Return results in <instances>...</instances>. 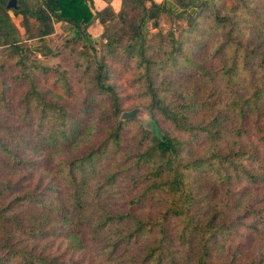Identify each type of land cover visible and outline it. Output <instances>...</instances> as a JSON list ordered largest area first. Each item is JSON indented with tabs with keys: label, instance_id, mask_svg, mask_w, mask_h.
Returning a JSON list of instances; mask_svg holds the SVG:
<instances>
[{
	"label": "trees",
	"instance_id": "trees-1",
	"mask_svg": "<svg viewBox=\"0 0 264 264\" xmlns=\"http://www.w3.org/2000/svg\"><path fill=\"white\" fill-rule=\"evenodd\" d=\"M102 1L93 11L92 0H18L13 13L41 39L34 50L0 0V57L17 68L3 78L0 61V164L46 163L59 180L24 193L0 180V264H75L67 252L82 249L98 264H264V0H231L225 12L216 0H175L187 22L180 34L161 29L172 12L163 3L120 0L115 10ZM55 22L89 46L74 63L85 89L35 56H54L43 38ZM95 22L106 39L100 51L87 31ZM118 69L160 131L118 120L126 96L112 82ZM53 71L63 94L46 84ZM14 84L26 85L16 114ZM248 130L261 145H241ZM243 235L251 253L240 249ZM56 238L67 239V252H51Z\"/></svg>",
	"mask_w": 264,
	"mask_h": 264
},
{
	"label": "rangeland",
	"instance_id": "rangeland-1",
	"mask_svg": "<svg viewBox=\"0 0 264 264\" xmlns=\"http://www.w3.org/2000/svg\"><path fill=\"white\" fill-rule=\"evenodd\" d=\"M158 3H163L166 5V7H169L171 11L173 12H166L162 15L160 18V27L163 31H174L176 34H180L181 31L187 27V22L185 19L178 17V12L181 10H184L183 7H181L175 0H155ZM220 3L223 2V11L225 12L227 7L230 5L231 0H216ZM99 1L92 0V10L96 11L97 7L100 6ZM18 4V0H17ZM111 5L115 10L119 9L120 6V0H112ZM7 9V8H6ZM8 13L14 23V25L17 27L19 34L22 37V42L24 45L31 47L32 49L36 50L41 45V39L32 37V33L27 34L24 26L22 25V17L20 15H15L13 13V9H7ZM37 23L31 19L30 20V26L32 29H35ZM151 32L155 33L156 29L150 28ZM88 34L92 39V46L100 51L103 48V45L106 41L104 38L102 32V26L95 22L92 26L88 28ZM44 45L49 47L51 49V53L54 54V56H51L50 54L43 55L41 53L36 52L35 56H37L41 61H43L46 65H52L56 66L59 71H66L67 80L69 84L73 87L75 90H81L82 88L85 89L87 86H90L89 80L85 77V75L79 74V72L74 68V63L77 59H80L79 56L80 52H85L89 46L83 43L82 41L78 40L76 36L74 35L73 31L68 30L67 24L65 22H55L54 23V31L52 34L46 36L43 38ZM0 61H2L6 68L2 71L3 78L6 77L10 79L11 77H14L16 74L17 68L14 65V61L16 59L13 57H10L7 55V57H0ZM60 73H57L56 71H53L49 74V80L46 84H49L50 86H55V91L62 93V90L59 85H55L54 81L57 77H59ZM130 79V73L124 72L121 69H118L115 71L112 77V82L116 85L117 90L120 94L126 95L122 99V106L117 114V118L120 121V114L122 111L130 110L133 107H140L143 109V114L139 115L138 119L135 120V124L137 126H140L143 130H149L151 132H158L160 129L156 126L155 127L145 118L146 112L148 111L149 115L153 119V115L151 110L146 106V104L139 99H135L132 95L133 89L129 86L128 80ZM63 84V82H62ZM24 87L26 89V85L24 84ZM24 87L21 85L14 84V87L10 89V103L12 106L13 113H18L16 110L17 103L19 100L20 95L22 94ZM43 89H46L45 85H43ZM50 97H54L52 94L49 95ZM208 114H199L197 117V121H205L208 119ZM154 120V119H153ZM129 121V120H127ZM163 127L165 129H170L169 125L166 123H162ZM230 129L226 132L225 135L221 138V142L219 143L221 150L225 152L229 147H231V126H228ZM90 136V134H89ZM97 138H92L90 141H94ZM237 140L241 143L242 146L248 147L253 145H261V142L256 140V137L253 135L251 130H248L247 133L242 136L241 138H237ZM90 142V143H91ZM95 143V142H92ZM209 140L208 138L203 137L202 139H199V145L196 147L197 151H204L206 148H208ZM88 145V141L84 142L80 147H78L76 153L79 154L83 150H85ZM54 168L49 166V164H36L33 168H24V169H18L11 166H5L0 164V180L3 182H9L10 184H13L18 187V190L16 193H24L30 192V191H39L43 190L44 188H47L50 185L53 187L59 186V180L55 179L54 176ZM236 186V185H235ZM235 186L232 187V189H236ZM211 191L212 189H208ZM223 189H215L216 194L218 192L220 194L223 193ZM231 192V190H230ZM215 194V195H216ZM240 243V249L243 253H251V246L252 242L251 240L246 237L245 235L239 237L236 239ZM67 244V239L64 238H56L50 241V247L52 253H59L61 251H66L65 247ZM42 244V242H41ZM231 245V241H230ZM67 252V251H66ZM67 258H74L76 260L75 264H98L94 255L88 250V249H82L77 252H67Z\"/></svg>",
	"mask_w": 264,
	"mask_h": 264
},
{
	"label": "water",
	"instance_id": "water-1",
	"mask_svg": "<svg viewBox=\"0 0 264 264\" xmlns=\"http://www.w3.org/2000/svg\"><path fill=\"white\" fill-rule=\"evenodd\" d=\"M16 7H17V0H8L6 4L7 9L16 8ZM140 114L141 115L143 114V109L140 107H134L130 110L122 111L119 118L120 121L133 120V119H138ZM143 118L148 120L156 129V124L152 119V117L149 115L148 111L146 112V115Z\"/></svg>",
	"mask_w": 264,
	"mask_h": 264
},
{
	"label": "crops",
	"instance_id": "crops-1",
	"mask_svg": "<svg viewBox=\"0 0 264 264\" xmlns=\"http://www.w3.org/2000/svg\"><path fill=\"white\" fill-rule=\"evenodd\" d=\"M96 1H99L100 3V6L99 7H97V9L96 10H99L100 8H102L104 5H105V3L102 1V0H96Z\"/></svg>",
	"mask_w": 264,
	"mask_h": 264
}]
</instances>
